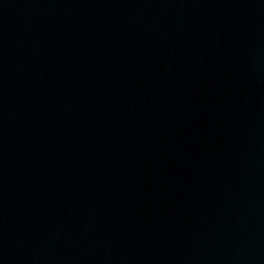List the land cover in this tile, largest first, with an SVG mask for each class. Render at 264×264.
I'll return each instance as SVG.
<instances>
[{"label":"water","instance_id":"95a60500","mask_svg":"<svg viewBox=\"0 0 264 264\" xmlns=\"http://www.w3.org/2000/svg\"><path fill=\"white\" fill-rule=\"evenodd\" d=\"M0 264H264V0H0Z\"/></svg>","mask_w":264,"mask_h":264}]
</instances>
